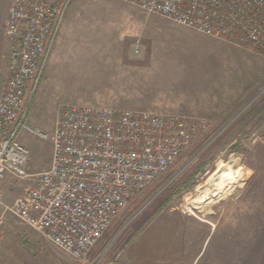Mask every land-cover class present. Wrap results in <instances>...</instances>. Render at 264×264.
<instances>
[{
    "label": "rangeland",
    "instance_id": "rangeland-1",
    "mask_svg": "<svg viewBox=\"0 0 264 264\" xmlns=\"http://www.w3.org/2000/svg\"><path fill=\"white\" fill-rule=\"evenodd\" d=\"M74 105L182 116L200 131L85 258L9 221L0 264H264V54L119 0H72L29 101L34 133H18L30 174L51 167L58 116ZM25 185L0 183V213Z\"/></svg>",
    "mask_w": 264,
    "mask_h": 264
},
{
    "label": "built area",
    "instance_id": "built-area-1",
    "mask_svg": "<svg viewBox=\"0 0 264 264\" xmlns=\"http://www.w3.org/2000/svg\"><path fill=\"white\" fill-rule=\"evenodd\" d=\"M13 0L5 34L17 38L11 76L0 98V183L26 182L0 213L72 256L85 258L131 201L163 176L199 132L182 116L102 106H70L51 137V167L30 174V151L18 139L40 85L67 5ZM148 14L240 48L264 54V0H119ZM43 137V134H40ZM2 195L0 193V199Z\"/></svg>",
    "mask_w": 264,
    "mask_h": 264
},
{
    "label": "crops",
    "instance_id": "crops-1",
    "mask_svg": "<svg viewBox=\"0 0 264 264\" xmlns=\"http://www.w3.org/2000/svg\"><path fill=\"white\" fill-rule=\"evenodd\" d=\"M12 2L13 0H0V98L3 88L11 76V53L18 44V39L8 37L4 30ZM228 76L227 74V79L231 83L235 82L230 80Z\"/></svg>",
    "mask_w": 264,
    "mask_h": 264
},
{
    "label": "trees",
    "instance_id": "trees-1",
    "mask_svg": "<svg viewBox=\"0 0 264 264\" xmlns=\"http://www.w3.org/2000/svg\"><path fill=\"white\" fill-rule=\"evenodd\" d=\"M151 217H152V216H151ZM151 217H150L149 219H151ZM112 225H113V223L110 225V227H111ZM110 227H109V228H110ZM108 230H109V229H108ZM108 230H107V231H108ZM126 245H127V244H126Z\"/></svg>",
    "mask_w": 264,
    "mask_h": 264
}]
</instances>
